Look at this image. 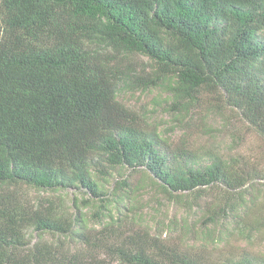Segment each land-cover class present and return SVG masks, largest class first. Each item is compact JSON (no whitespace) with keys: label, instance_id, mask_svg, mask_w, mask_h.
I'll use <instances>...</instances> for the list:
<instances>
[{"label":"trees","instance_id":"trees-1","mask_svg":"<svg viewBox=\"0 0 264 264\" xmlns=\"http://www.w3.org/2000/svg\"><path fill=\"white\" fill-rule=\"evenodd\" d=\"M150 89L180 125L212 93L264 137V0H0V264H216L209 241L264 228V167L120 99ZM144 188L207 215L125 225Z\"/></svg>","mask_w":264,"mask_h":264},{"label":"rangeland","instance_id":"rangeland-1","mask_svg":"<svg viewBox=\"0 0 264 264\" xmlns=\"http://www.w3.org/2000/svg\"><path fill=\"white\" fill-rule=\"evenodd\" d=\"M144 60V58H140ZM164 97L159 89H150L147 91H135L122 93L120 99L133 109L150 116V121L159 123L161 129H169L172 124L178 125L175 131H169L172 134L173 141L176 143L181 136L187 139V145L198 151L223 153L226 156H243L252 165L264 167V137L258 134L233 108L221 103L214 94H206L200 100V105L195 107L191 120L180 125L172 120V115L157 105L156 101ZM170 134V135H171ZM131 181L137 184L140 180V174L132 171ZM110 181H114V178ZM260 181V180H257ZM264 184V180H261ZM112 187L113 182L110 183ZM40 193L37 190H31L30 196L37 197ZM43 194H46L43 192ZM70 197L74 194L73 190L69 192ZM139 201H131L129 206L135 205V210L123 208L122 218L125 225L131 224L133 218H137L139 223H149L152 226V232L159 228L163 238L173 239L178 234L180 227L173 229L168 225L176 217L189 214L190 219L194 220L198 215H207L205 209H191L181 203H176L156 189H140L137 194ZM85 196V194H83ZM264 200V195H261ZM79 197H82L79 194ZM87 197V196H86ZM211 198L203 199L208 202ZM84 211L92 212V208H84ZM204 216V217H205ZM100 217L92 216L91 224L99 228ZM258 232L249 233V236H230L223 238L222 241L208 242V248L211 252V258L216 264L225 263L227 257H238L245 252L264 254V228ZM257 231V230H256ZM218 239V238H217ZM168 240V239H167ZM217 247H216V246ZM116 264V262H112Z\"/></svg>","mask_w":264,"mask_h":264}]
</instances>
